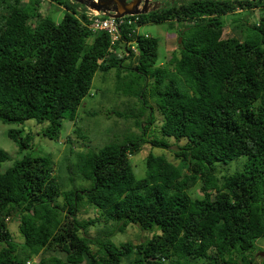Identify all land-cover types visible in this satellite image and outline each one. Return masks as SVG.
Segmentation results:
<instances>
[{"label":"trees","instance_id":"obj_1","mask_svg":"<svg viewBox=\"0 0 264 264\" xmlns=\"http://www.w3.org/2000/svg\"><path fill=\"white\" fill-rule=\"evenodd\" d=\"M51 2L64 10L60 21L40 13ZM69 4L0 0V122L21 155L4 169L10 158L0 149V264H264L254 254L264 241V7L257 20L242 15L264 1L166 0L137 16L185 28L164 65H156V38L138 36L137 53L119 55ZM228 15L241 16L231 21L239 37H222ZM126 34L120 43L133 40ZM112 70L116 92L137 100L114 115L133 119L138 131L83 151H73L68 135L73 159L58 164L35 148L34 135L58 144L63 122L85 139L78 109L94 76ZM30 120L37 132L25 129ZM165 139L183 141L179 165L145 154L137 178L130 158L146 145L167 150ZM232 163L239 166L222 168ZM196 185L201 198L190 193ZM89 210L96 217H77ZM16 218L21 243L8 228ZM131 225L152 236L115 244Z\"/></svg>","mask_w":264,"mask_h":264},{"label":"rangeland","instance_id":"obj_2","mask_svg":"<svg viewBox=\"0 0 264 264\" xmlns=\"http://www.w3.org/2000/svg\"><path fill=\"white\" fill-rule=\"evenodd\" d=\"M177 1H182V0H177ZM22 2L24 4H27L29 0H22ZM68 4L74 9H76L78 12L87 11V8L81 4H76L74 2H71L70 0H68ZM262 7L264 6L259 7V9L258 8L253 9L251 15H247L245 12H243L242 15H244L246 18H250V21L257 20L256 17L259 15L258 11ZM237 12H240V10H238ZM40 13L42 16L49 15L54 20L60 21V19L64 14V10L60 5L51 2L41 6ZM235 18L239 19L241 18V16L228 15L224 17L223 20L225 21V29L223 31V36H222L223 38H227L228 36L239 37L238 30L233 29L231 23L232 19ZM183 30H185V28H181V27L171 28L166 23L159 25L157 24L147 25L141 28V32L143 34L146 33L152 36L153 38H156L159 43L157 65H164L165 61L168 60L172 54L174 53L178 54L179 48L177 46V43H179V40H181L179 34H181ZM115 80L116 77L114 70L108 72V74L105 75L102 73H97L94 76L89 95L83 99L77 114L78 122L76 125L79 129L82 130L85 139H82L78 137L79 135L73 133L74 125L72 123L63 122L62 130H61L62 136L60 137L58 144H55L54 142L49 141L47 139H43L38 135H34L35 148H38L39 151L43 152L44 154L46 153L52 154V159L56 164H58L65 156L69 157V159L71 160L73 159V156L68 154L67 151L69 145L66 142V138L68 135H71L72 138L70 147L74 149L73 151H83L86 150L85 146L97 149L103 146V144H105L104 142L106 140H109V138L110 139L114 138L115 135H120V136L123 134L125 135V133L127 132L125 133L121 132L124 129L128 128L130 131H132L131 133L137 132L138 131L137 128L133 127L132 125L133 119L126 120L124 118L117 117L116 115H114V111H124L125 109L131 110V108H133V105H137L136 99L116 92ZM153 87H154L153 85L148 86L147 88L148 93L151 89H153ZM136 108H139V106H136ZM136 108L134 107V109ZM91 110H98L101 112L99 113L97 118L95 119L89 118L87 117L86 114ZM149 115H150V111L147 110L144 114L145 119ZM160 121H161V116L158 115L157 113L156 121H155V125L157 126V128L160 125ZM24 127L25 129L27 130L30 129L33 132L34 131L37 132L41 128V126L40 125L37 126L35 121L33 120L27 121L24 124ZM7 131H8V126L0 122V149L4 150L10 158L9 161L3 164L4 169L6 167H10L13 161L21 158V155H19L18 153L19 151L17 149V146L12 140L8 138ZM151 136L153 138L163 139V137L159 132H154L152 133ZM165 140L168 141V144L170 145V147L167 150H162L155 147L152 148L149 147V145H146L144 149H141L139 153L133 155L130 158V162L133 166V172L137 178H142L145 174L144 160H145V156L148 154H153L155 156L163 155L168 162L174 165H179V160L176 159L175 153L178 152V147L183 145V141L177 142L174 139H170V140L165 139ZM238 166L239 163H236L230 167H222V168L229 169V171H231ZM81 184L83 186L87 185L84 182H81ZM190 193L192 197L201 198V192L199 191L198 185L191 187ZM92 211L93 210H89L87 211V213L84 212L78 213L77 217L79 219H84V220H86L89 217L91 218L96 217L95 212ZM101 226L102 225L97 224L93 227H90L88 229V233L90 234V236L91 237L96 236L97 230ZM8 228L11 232L13 240L16 243H21L22 238L18 230L19 220L16 218L13 219L12 222L10 221L8 223ZM151 236L152 233L141 231L138 229V227L131 225L128 226L122 234L119 233L116 234L112 240L117 245L127 241L136 244L138 242L143 241L145 238H150ZM256 249L258 250H255L254 254L257 257L259 256L260 252L264 251V241L262 243L257 244ZM257 258H264V257H257ZM30 264H38V259H34L33 262H30Z\"/></svg>","mask_w":264,"mask_h":264},{"label":"water","instance_id":"obj_3","mask_svg":"<svg viewBox=\"0 0 264 264\" xmlns=\"http://www.w3.org/2000/svg\"><path fill=\"white\" fill-rule=\"evenodd\" d=\"M87 8L88 13L111 18L146 15L154 12L163 4L160 0H70ZM256 2L258 0H251ZM264 1V0H263ZM180 42V40H179ZM264 257V251L259 253Z\"/></svg>","mask_w":264,"mask_h":264},{"label":"built area","instance_id":"obj_4","mask_svg":"<svg viewBox=\"0 0 264 264\" xmlns=\"http://www.w3.org/2000/svg\"><path fill=\"white\" fill-rule=\"evenodd\" d=\"M43 2H48L50 0H42ZM88 17V28L93 32H105L111 38V43L114 44L122 38V31L125 26L137 24V18L134 19H115V18H105L96 14H87ZM136 28H138L136 26ZM132 33H136V29H131V33L128 36H131Z\"/></svg>","mask_w":264,"mask_h":264},{"label":"clouds","instance_id":"obj_5","mask_svg":"<svg viewBox=\"0 0 264 264\" xmlns=\"http://www.w3.org/2000/svg\"><path fill=\"white\" fill-rule=\"evenodd\" d=\"M87 14H88V12H85L86 17H87ZM138 16H141V15H138ZM101 17H105V16H101ZM105 18H108V17H105ZM122 18H127V19L137 18V24H135V25L132 24L130 26H125V28L122 31V34L125 31H127V34H126L127 36L131 33V29H136V33H132L131 36H129V38H132L133 39L131 42L126 40V41H123L122 43H120V41L122 40V38H121L120 40H118L117 42H115L114 44H112L111 43V38L109 37V39H110V47L112 48V52H116L119 55H122L123 54V55L128 56L129 55V51L128 50H130L132 53L136 54L137 53V49H136V47H137L136 38L138 36H141V37H144V38H151L152 37V36H150V35H148L146 33L143 34L141 32V28L143 26L154 25V24H146V23L145 24H140L138 22V17L137 16H125V17H122ZM115 19H121V18H115ZM136 26L138 28H136ZM180 42H181V40H180ZM118 43H120L121 45H118V47H116V45ZM156 65H157V62H156ZM30 262H33V260L32 261H28L27 264H30Z\"/></svg>","mask_w":264,"mask_h":264},{"label":"flooded vegetation","instance_id":"obj_6","mask_svg":"<svg viewBox=\"0 0 264 264\" xmlns=\"http://www.w3.org/2000/svg\"><path fill=\"white\" fill-rule=\"evenodd\" d=\"M160 1H161L162 4H164V2H165L166 0H160Z\"/></svg>","mask_w":264,"mask_h":264}]
</instances>
